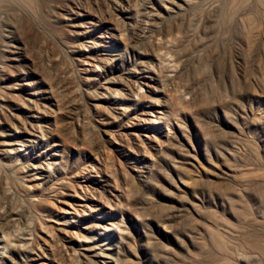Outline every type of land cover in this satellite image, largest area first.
<instances>
[{"label": "rangeland", "instance_id": "374dc122", "mask_svg": "<svg viewBox=\"0 0 264 264\" xmlns=\"http://www.w3.org/2000/svg\"><path fill=\"white\" fill-rule=\"evenodd\" d=\"M98 1L106 10L98 27L87 30L91 17L57 8L53 27L24 35L36 66L24 67L28 74L12 69L0 84L14 96L8 103L0 96L11 116L0 115V240L11 239L0 243V264H87L85 256L92 264H264V0H248L241 21L254 32L249 48L240 22L212 29L206 18L198 27V5L224 12L231 0H195L191 8L182 0H129L125 8L135 5L120 15L118 0ZM163 18L180 26L181 61L157 45L151 25ZM112 53L120 58L108 67L88 59ZM150 69L144 75L156 80L137 76ZM131 71L142 87L132 96L114 83ZM194 94L201 101L188 107ZM30 99L40 114L29 111ZM124 107L129 112L117 117L115 108ZM162 109L173 110L170 125L151 121ZM32 115L58 135L30 138L23 125ZM153 136L165 141L157 150ZM40 202L48 203L36 210L42 218L30 210ZM105 247L113 261L88 250Z\"/></svg>", "mask_w": 264, "mask_h": 264}, {"label": "bare ground", "instance_id": "6f19581e", "mask_svg": "<svg viewBox=\"0 0 264 264\" xmlns=\"http://www.w3.org/2000/svg\"><path fill=\"white\" fill-rule=\"evenodd\" d=\"M118 1H119L118 4L119 3L120 4L119 5L117 3H115V4L117 7L119 6L118 7L119 9L114 6L115 11L118 14L119 13H121V14L122 13H128L129 10L131 8H133V6L135 5V4H133V5L129 4L125 8V6H123V3H130V1L129 0H118ZM208 1H210V0H207V2ZM182 2L184 5H186L189 8H191L193 5L197 4L195 0H182ZM204 2L205 1H203V4H205ZM227 2H228V0H227ZM229 2H231V3H228L230 6L227 5V8L225 6L226 10L224 9V12H223V8L219 5H216V4H215L216 5L215 7L213 5L212 10L209 9L210 11H212L210 13L202 10L203 7H200V6L201 5L203 6V4L198 5V7H199V13H198L199 14V16H198L199 17V24H198V27L200 28L201 25L203 24V22L205 21V19L207 18L208 23H213L212 29H216L218 26H220V27L226 26V25L231 26L232 24L236 25L240 22V25L242 27L241 31H243L244 26L245 27H247V26L241 21H242L243 17L245 15H247V12L249 10V8L247 6L248 0H231ZM210 3H212V2H210ZM57 8L67 9L66 11L71 13V14H75V15H79V16H85V17H91L90 21H88L86 23L87 26H85V28L87 30L90 28L100 26L105 19L104 18V14H105L104 12L106 10L104 12L101 11L102 6L98 0H0V84H3V82L6 80L8 75H11V73H14V70H12V69H15L16 72H19V74H23L24 72H26L24 67L35 68L36 63L33 61V59H31L30 55H27L28 51L26 48V43H24V39L26 37H28V39H29L31 37V36L29 37V34H32V33L44 34L45 30L47 29V27L49 25H50L49 27H53L52 22H57L56 20L60 18V17L58 18V15H57L58 14ZM169 8H171V7H169ZM169 8H166V9H168V11H169ZM195 8L193 9L194 11H195ZM204 8L206 9V5ZM182 9H183L182 4L181 5L178 4L175 6V11L177 10V14H179V13L181 14L180 10H182ZM171 10L174 12L173 9H171ZM190 10H192V9H190ZM107 11L109 12V10H107ZM185 11H186V9H185ZM113 12L114 11H112L111 15H113L115 17V15L117 13L115 14V12L114 13ZM222 12H223V14H222ZM171 14H173V13H171ZM174 15H176V14H174ZM60 16H61V18H63V17L66 18L65 14H61ZM149 16H151V15H149V13H148V17ZM162 16H165V15H162ZM178 16L184 17V16H186V12L183 13L182 15H178ZM166 17H168V16H166ZM149 18H154V17H149ZM173 18H174V16H173ZM184 20H190V19H182V21H184ZM154 23H155V20H154ZM157 24L155 25L152 23L151 27H152V32H154L156 34V38L159 41V42H157V45L160 49V52H161V50H162V52H163V50H166L167 52L165 55L173 53L174 58L176 60L181 61V59L184 58V55H185L183 53H186L187 50L185 47L186 45H184L185 44L184 43L185 38L183 37V35L181 33L180 26L178 25V22L173 21L171 19L163 18L159 21V23L157 22ZM192 26H193L192 21H189L188 27H189L190 31L192 29ZM75 27H77V25ZM224 28H226V27H223L222 29L224 30ZM112 29H113V31H112L113 33H111V35L115 39L116 38L115 32L116 31L120 32V31L118 30L117 26L113 27ZM227 31H228V29H227ZM177 32L180 34L178 37H176ZM77 33L82 34L81 31H79ZM133 33H134V31H133ZM59 34H60L59 39L61 40L62 33L59 32ZM253 34H254L253 31H250L247 33H245L244 31L242 32V38H243V41L245 43L246 48H249L251 42H253V37H254ZM24 35H26V36L23 39ZM120 35L122 38V33ZM99 38H105V36L101 35ZM48 41L49 40H47V42ZM102 42H104V41H102ZM48 43H52V42L49 41ZM94 44L95 45H93L94 46L93 49L103 45V43H94ZM169 44H173L175 47H177L176 51H173V52L170 51L168 49ZM27 47L29 49V46H27ZM12 48H15V49L11 50ZM104 55H99V54L91 55L90 57H88V59L90 60L89 62L95 63L99 66L104 65L105 67H108L111 65V63H113L114 61H116L117 59L120 58L115 53L109 54V56H111V57H107ZM180 61H178V62H180ZM151 69L149 70V73L146 70H142V73H139L137 76H139L140 74H143V76H145L146 78H149L151 80H156L157 78L154 76L149 77L150 75H144V74L154 73V70H151ZM134 72L137 73L136 71H133V73ZM28 73H29V71L26 72L25 74H28ZM133 73L131 71V73H129V76H126L125 79L123 78V80H119V81L115 80V82H114V83H118V84L122 85L123 87H125L129 91L130 96L140 93V90L142 89V87L140 85H138L136 82L131 80L132 78L135 77L133 75ZM23 81H25V80L23 79ZM20 85L24 86V84L23 85L20 84ZM9 89L10 88L4 89V87L2 88V86L0 88V96H4L5 100H3V101H5L7 103L12 101V96H13V94L11 96L10 92L6 91ZM104 89L108 91L107 88H104ZM188 90H189V88H188ZM33 95L35 96L37 94H33ZM121 95H122V93L120 91L116 92V96L120 97ZM142 97H144V96L141 95L140 98H142ZM0 100H2L1 97H0ZM28 101H30V103L33 104V106H29L30 107L29 111L31 113L36 112V113L40 114V107L38 105V101L37 100H31V99ZM200 101H201V97L194 94V100L191 103H187L188 105L186 103L185 104L188 107H189V105H195L196 106V104H198V102H200ZM7 103H4V104H6L5 106H10ZM13 106H14V108L12 107L13 109L20 111V109H21L20 107H18L16 105H13ZM123 106H125V105H123ZM115 111L117 112L116 116L119 117V116H123L124 114L128 113L129 108L128 107L115 108ZM7 112H6V108L4 106H2V103H0V115H2L5 118V121H8L9 117H11L8 115ZM159 114H161V115L156 117V119L151 120L154 124L166 123L167 125H170L169 123L171 122L172 117L173 118L175 117L173 114V110H171V109H170V111H165L164 109H162V111H159ZM31 117L33 119L31 118L32 120L30 122L23 125V127L25 128L24 129L25 132H27V134L30 136V138L36 139L37 136L35 134H37L36 133L37 131H39L42 134L41 135L42 138H45L46 136L50 137V136L58 135V132H60V130L58 129L57 126L54 129L48 128L47 131L42 130L40 125L37 126L35 123L36 121H38L39 118H37L36 115H32ZM27 124L29 125V129H26ZM27 141L31 142V140H29V139ZM57 142L58 143H56L55 146H58V147L61 144H63L62 146H64V144H65V141L63 139L59 140ZM151 142H155V144H153L151 146V149L157 150V147L160 146L161 144H163L165 141L161 142L158 140L157 137L153 136V138L151 139ZM143 144H145V143L143 142ZM5 145L12 146L8 143H6ZM17 145H21V143H18ZM142 148H145V147H142ZM12 150H13V148L11 150L6 149V151H4V152L5 153H8V152L11 153ZM145 151L148 154L151 153L148 149H145ZM100 164L104 165V167L106 168V165L108 164L107 158L106 157L102 158V163H100ZM95 166L96 165H94V167ZM51 167L52 166L49 164V169ZM36 179H43V178L38 177ZM36 186H38V185H36ZM78 187H79V189H81V191L83 193H84V189H86L87 194L90 193L89 188H83L81 185ZM115 187H117V186H115ZM32 188H33V186H27L26 187V189H28V190H31ZM73 191L75 193H77L75 190H73ZM114 197L117 200L120 198L119 195H115ZM48 199L50 200V197H48ZM102 199H105L106 203L110 204L109 203L110 200L108 198L106 199L105 197H103L102 193H101L99 200L102 202ZM37 201H39V200H37ZM117 202H119V201H117ZM46 204H48V203H44V202H40L38 204L33 203L32 206L30 207L31 208L30 210L32 213L34 211L36 215L40 216V212L36 211V210L39 209L40 205H46ZM70 207L76 211V214L79 215V211L77 209H75V207L73 205H70ZM67 210L68 209L63 208V211L69 212ZM9 212H11V211H9ZM16 212L17 211L15 210V212H12V213L19 216L20 215V214H18L19 212L18 213H16ZM31 217H32V215H31ZM99 229H103L105 232L111 231V228H109L108 226H104V227L100 226ZM3 235H4V237H3L4 240H0V243H2V241H3L7 245L10 244V242H11L10 237L7 236L5 233ZM31 250L32 249H30V251ZM88 250L91 251L92 253H94V257L102 258L105 260L106 259H111L112 261L114 260L112 253L110 252L111 248L105 247V248L100 249V250L96 249V248H89ZM85 257L87 258V264H92V263H90V260H88L89 257H87V256H85Z\"/></svg>", "mask_w": 264, "mask_h": 264}]
</instances>
